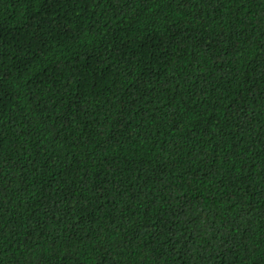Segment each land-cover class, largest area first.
Wrapping results in <instances>:
<instances>
[{"label":"trees","instance_id":"obj_1","mask_svg":"<svg viewBox=\"0 0 264 264\" xmlns=\"http://www.w3.org/2000/svg\"><path fill=\"white\" fill-rule=\"evenodd\" d=\"M0 264H264V0H0Z\"/></svg>","mask_w":264,"mask_h":264}]
</instances>
